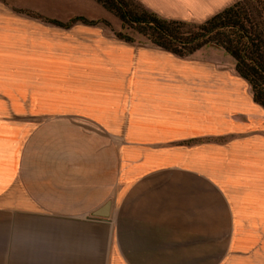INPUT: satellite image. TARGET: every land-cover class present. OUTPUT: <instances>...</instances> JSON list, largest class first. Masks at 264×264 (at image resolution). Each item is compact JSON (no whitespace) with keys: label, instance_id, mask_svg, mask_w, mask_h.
<instances>
[{"label":"crops","instance_id":"0c3cea01","mask_svg":"<svg viewBox=\"0 0 264 264\" xmlns=\"http://www.w3.org/2000/svg\"><path fill=\"white\" fill-rule=\"evenodd\" d=\"M73 1H0V264H264V107L233 58ZM139 1L201 21L234 0Z\"/></svg>","mask_w":264,"mask_h":264},{"label":"trees","instance_id":"16d2710c","mask_svg":"<svg viewBox=\"0 0 264 264\" xmlns=\"http://www.w3.org/2000/svg\"><path fill=\"white\" fill-rule=\"evenodd\" d=\"M96 1L119 19L115 33L125 40L139 35L179 55L205 44L222 47L249 83L254 100L264 107V0H234L201 21L164 17L139 0Z\"/></svg>","mask_w":264,"mask_h":264},{"label":"rangeland","instance_id":"374dc122","mask_svg":"<svg viewBox=\"0 0 264 264\" xmlns=\"http://www.w3.org/2000/svg\"><path fill=\"white\" fill-rule=\"evenodd\" d=\"M1 1V0H0ZM8 1V0H6ZM11 2H13L11 5V7H23V8H31V9H35V10H38V9H46V8H54L56 7L54 3V0H10ZM69 2V0H67ZM71 2L67 3L66 2V7L69 8V7H73L74 5V1L73 0H70ZM79 3L81 5H83L84 3L82 2V0L79 1ZM60 6L59 7H64V2L63 3H60L59 4ZM10 7V6H8ZM141 36L139 35H136V38H140ZM19 85H21V82L17 83Z\"/></svg>","mask_w":264,"mask_h":264},{"label":"water","instance_id":"95a60500","mask_svg":"<svg viewBox=\"0 0 264 264\" xmlns=\"http://www.w3.org/2000/svg\"><path fill=\"white\" fill-rule=\"evenodd\" d=\"M110 203H111V200L107 199L101 206L94 209L92 213L95 215H101V216L108 215L110 212Z\"/></svg>","mask_w":264,"mask_h":264}]
</instances>
